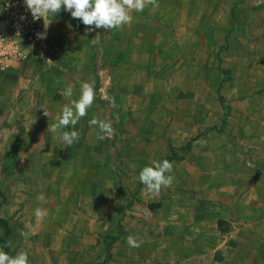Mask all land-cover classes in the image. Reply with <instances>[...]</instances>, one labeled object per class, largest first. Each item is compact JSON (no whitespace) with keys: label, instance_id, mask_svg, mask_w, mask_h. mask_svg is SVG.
<instances>
[{"label":"rangeland","instance_id":"rangeland-1","mask_svg":"<svg viewBox=\"0 0 264 264\" xmlns=\"http://www.w3.org/2000/svg\"><path fill=\"white\" fill-rule=\"evenodd\" d=\"M179 1L186 9L185 14L181 9L177 26L181 34L172 42L173 56L159 54L166 52L161 41L157 51L149 49L147 56L131 58L126 78L119 80V74L113 73L107 95L115 109L100 108L99 119L108 121L113 112L118 113L119 121H110L115 135L99 140V132H85L83 145L94 144L101 169L96 186L115 200L109 215L107 210L101 212L100 224L84 220L97 213L72 209L75 194H68L71 179L61 175L63 154L24 151L22 146L30 144L28 140L35 144L41 134L50 144L52 132H0L2 202L10 203L15 196L21 199L6 217L10 255L26 251L29 264H109L117 240L134 235L141 245L150 240L149 235H156V227L147 226L152 219L143 218L138 227L134 213L146 216L163 205L175 209L178 193L204 192L205 169H212L211 193L241 196L212 207L226 216L236 205L246 218L253 209L264 210L252 199L264 193V172L259 169L264 167V0ZM169 61L171 71L165 67ZM92 74L98 81L107 79V74ZM93 108L88 113L95 112ZM4 123L12 125L0 121V128ZM84 123L86 129L91 127L89 121ZM165 157L173 163L168 173L172 183L150 193L139 173ZM44 165L48 170L41 169ZM41 193L45 200H37ZM198 203L211 206L208 201ZM37 208L47 210L42 221L35 217ZM221 223L227 230L226 221ZM258 225L256 234L245 233L241 239L244 256L261 261L264 222Z\"/></svg>","mask_w":264,"mask_h":264},{"label":"crops","instance_id":"crops-1","mask_svg":"<svg viewBox=\"0 0 264 264\" xmlns=\"http://www.w3.org/2000/svg\"><path fill=\"white\" fill-rule=\"evenodd\" d=\"M2 1L4 0H0V3ZM158 5L154 11L151 6L143 12L133 11V21L130 25L107 31L102 28L87 31V26L79 19L72 18L70 13L62 8L54 17L40 19L39 34H44V38H41V55L32 52L27 61L6 72H0V121L12 124L9 127L4 123L0 132H51L48 129L56 122L63 106L70 100L79 99L81 84L94 83L96 97L92 106L95 112L87 113V119L83 117L74 129H64L78 131L80 138L77 142L66 146L60 141L58 134L53 133L50 144L43 141L45 137L41 134L35 144L28 140L30 144L22 146L26 152H56L65 156V173L61 175L71 179L67 185L73 184L71 190H68V194H75V197H71V200L76 201L72 209L97 213L92 220L84 219L91 224H100L101 212L107 210L109 215L115 200L105 197L96 186L101 169L95 157L94 144L85 147L83 138L85 132H99V129L96 126L86 129L84 121H90L93 117L99 119L100 108L107 111L109 107L115 109L107 95L109 83L113 80L111 75L118 73L119 80L126 78L132 57L147 56L146 50L149 49L157 51L161 41L164 42L163 49L166 52L159 54L173 56L172 42L180 37L177 26L182 14L181 9L185 14L186 8L181 6L179 0H158ZM166 66L167 71H171L170 61ZM93 71L97 76L107 74V79L98 81L92 74ZM69 85L73 87V95L66 98L63 92ZM119 87L121 90L125 88L123 85ZM42 108L48 111V116L44 115ZM107 119L118 122V113L113 112ZM84 160L88 161L87 164H84ZM126 165L125 161L123 170L127 168ZM42 168L48 170L45 165ZM259 169L264 172V167ZM211 171L212 169H205L208 178L204 183V192L178 193L176 198L180 203L175 209L163 205L161 209L146 216L134 213L137 216L134 223L138 227L141 226L143 218L154 220L155 222L149 221L147 226L154 225L157 229L156 235H149L150 240L136 248H130L128 242L123 239L117 240L112 245L113 255L109 264L264 263L263 256L261 261L244 256V242L241 239L242 234L254 235L258 232V224L264 222V210L253 209L251 213L246 214V218L244 212L236 205L226 216L216 207H212L227 200L238 201L241 196L211 193ZM43 173L49 175L45 171ZM14 177L13 170L12 178ZM15 182L18 184V181ZM81 184L83 185L80 186ZM252 199L259 202L257 207L264 206V193L254 195ZM20 201L19 196L12 198L10 203H4L0 199V218L6 221V217L19 207L17 202ZM200 201H208L211 206L200 207ZM222 221H226L227 230L223 228L225 224H222ZM230 239L233 243L229 242L231 245H228L226 241ZM252 246L254 247L253 244Z\"/></svg>","mask_w":264,"mask_h":264},{"label":"clouds","instance_id":"clouds-1","mask_svg":"<svg viewBox=\"0 0 264 264\" xmlns=\"http://www.w3.org/2000/svg\"><path fill=\"white\" fill-rule=\"evenodd\" d=\"M27 10L31 13L33 20L54 17L64 11L70 13L72 18L79 19L83 25L87 26V31L104 29V31L119 29L125 25H130L133 21L132 12H143L151 6L154 11L157 8L158 0H24ZM50 23V22H49ZM48 25V24H47ZM39 38H44V34H38ZM66 98L73 95V87L67 86L63 92ZM96 97L94 83L83 82L80 88L79 99L70 100L62 108L60 115L56 117V122L51 125L49 131L58 134L60 141L71 146L80 138V133L76 130H64L75 128L78 122L87 115L88 109L94 103ZM110 102L115 106L114 100ZM43 109V108H42ZM45 116L49 113L43 109ZM89 126H97L99 133L97 139L103 140L106 137H113L115 130L110 121L100 120L93 117L89 121ZM173 169V163L167 159L162 161L153 160L151 166L143 167L139 173V181L150 193H159L162 187H168L172 183V176L168 175ZM43 193L37 196V200H45ZM35 217L42 221L47 215V210L37 208ZM127 242L131 247H139V238L129 235ZM0 264H29L28 253L18 251L16 255H9L0 250Z\"/></svg>","mask_w":264,"mask_h":264},{"label":"built area","instance_id":"built-area-1","mask_svg":"<svg viewBox=\"0 0 264 264\" xmlns=\"http://www.w3.org/2000/svg\"><path fill=\"white\" fill-rule=\"evenodd\" d=\"M40 19L33 20L24 0L0 3V72L27 61L32 52L41 55Z\"/></svg>","mask_w":264,"mask_h":264},{"label":"trees","instance_id":"trees-1","mask_svg":"<svg viewBox=\"0 0 264 264\" xmlns=\"http://www.w3.org/2000/svg\"><path fill=\"white\" fill-rule=\"evenodd\" d=\"M165 159L169 160L168 157H165ZM0 199H1V201L3 200V197L1 196V194H0ZM0 228L2 230V235L0 237L1 248L3 251L7 252L10 255V253L8 252V246H7V242H6V237L9 235L10 230H9V227H8L6 221L2 218H0Z\"/></svg>","mask_w":264,"mask_h":264}]
</instances>
